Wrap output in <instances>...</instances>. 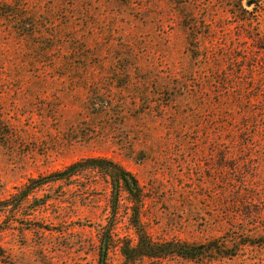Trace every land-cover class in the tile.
<instances>
[{
    "label": "rangeland",
    "instance_id": "rangeland-1",
    "mask_svg": "<svg viewBox=\"0 0 264 264\" xmlns=\"http://www.w3.org/2000/svg\"><path fill=\"white\" fill-rule=\"evenodd\" d=\"M238 1L0 0V202L105 158L138 181L151 239L231 255L137 264H264V44ZM109 196L98 176L41 188L0 215V264H124L118 244L101 259ZM129 205L115 240H135Z\"/></svg>",
    "mask_w": 264,
    "mask_h": 264
},
{
    "label": "trees",
    "instance_id": "trees-1",
    "mask_svg": "<svg viewBox=\"0 0 264 264\" xmlns=\"http://www.w3.org/2000/svg\"><path fill=\"white\" fill-rule=\"evenodd\" d=\"M242 1H246L247 8H252V11H247L242 6ZM237 4L236 7L230 6L227 12L231 14L230 17L232 19L237 20V25L251 32V36L247 38L256 45L258 50H262L260 46L264 44V31L259 32L258 35H254L252 31L254 21L251 18L253 11L257 13L256 10L260 7L261 0H239ZM192 30H194V27H192ZM89 176L94 178L95 176L100 177L106 184L110 194L107 208L112 209V211L109 213L110 217L108 224L103 228L102 233L105 235V239H101L103 242L101 259L103 261L107 253L108 245L110 244L119 245L124 264H137L143 259L164 260L174 257L187 261H195L211 252V250H215V253L223 258L231 256L226 255V251L218 247L216 242L201 246H190L173 242L161 243L151 239L142 228L139 220L140 208L143 204L144 196L138 181L131 173L121 166L105 158L82 159L47 177L28 181L22 188L17 189L9 199L0 202V215L17 211L24 202L29 200L31 195L47 185L68 183L72 186L73 183ZM123 192L127 195L129 200V210L131 212L129 223L134 230L135 240L128 238L115 240L114 220L112 219L116 217V208L120 201V195ZM1 232L3 231H0V234ZM249 246L254 247V245Z\"/></svg>",
    "mask_w": 264,
    "mask_h": 264
}]
</instances>
